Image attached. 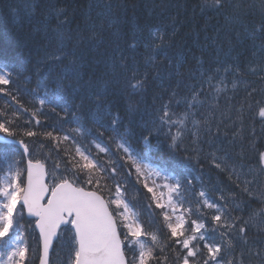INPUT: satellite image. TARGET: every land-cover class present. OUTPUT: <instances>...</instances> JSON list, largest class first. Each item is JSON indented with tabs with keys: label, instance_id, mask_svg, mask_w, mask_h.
I'll use <instances>...</instances> for the list:
<instances>
[{
	"label": "snow or ice",
	"instance_id": "obj_1",
	"mask_svg": "<svg viewBox=\"0 0 264 264\" xmlns=\"http://www.w3.org/2000/svg\"><path fill=\"white\" fill-rule=\"evenodd\" d=\"M40 7L45 10L37 19ZM81 7L76 0H20V9L29 23L40 26L30 36L21 33L16 39L22 45L34 44L33 72L37 77H55L51 96L47 89L44 95H38L39 85L31 90L39 108L24 105L20 89L10 87L15 82L14 66L0 63V94L18 106L9 113L12 105L6 102L0 109V164H7L0 175V264H29L30 249L18 227L25 211L35 218V229L39 231V248L32 249L33 254L39 253V264H52L53 242L59 238L62 225H70L68 231L72 233L67 264H246V258L248 264L253 258L264 264V247L249 245L252 227L264 233V152L258 154L255 169L245 166L242 154L239 162L226 151L223 156H217L215 151L210 154L212 166L226 172L249 198L235 203V193H230L234 202L231 210L223 190L217 199L211 198L204 187L194 190L197 183L204 181L193 175L189 163L193 159L199 162L203 151L201 128L211 133V108L215 104H210L208 116L203 119L196 118L197 109L213 93L215 100L227 90L226 75L235 77L233 89L244 87V102L249 110L255 107L256 115L264 121V89L259 90L257 99L258 90L240 79L251 74L264 82V0H204L202 10L209 8L228 21L221 43H217L219 35L211 39L216 61L205 69L204 61L198 60L199 79L192 74L194 82L186 85L189 94L180 97L172 88L167 99L160 92H153L149 99L151 81L162 82L165 78L157 56L162 52L166 55L170 46L166 28L150 30V44L145 45L150 54L143 65L135 57L129 62V57L117 48L103 63L101 75L95 71L86 74L84 69L89 63L93 68L99 66V61H88L86 57L104 43L105 25L114 26L119 19L115 13H127L130 5L119 0H90L87 11L80 14ZM131 7L135 9L136 5ZM96 9L100 11L93 16ZM11 11L18 13L16 8ZM78 20L82 23L73 27ZM35 36L40 41H34ZM234 41L251 42L245 50L243 67L236 58L231 63L220 60L224 44L228 45L227 56L234 50ZM129 47L135 50L137 44ZM77 97L80 104L73 111L72 103ZM85 101L92 105L87 116L79 111ZM121 101L127 125L119 112H112ZM182 104L185 110L177 114L175 108ZM46 105L53 112L61 108L64 116L60 117L59 127L42 133L53 142L55 151V158L49 152L42 161L33 158L24 138L40 134L30 125L35 121V126H41L39 117L45 115L42 109ZM238 111H243V105ZM22 113H30L23 128L18 124ZM69 115L70 120L66 119ZM65 122L75 127L65 131ZM136 126L143 130L145 152L132 146L131 129ZM161 135L168 140L169 160L146 162L151 138ZM187 135L191 137L190 146L184 145ZM15 145L23 149L19 157ZM40 146L46 147L43 142ZM181 151L185 153L183 158L178 157ZM24 159L26 168L20 166ZM48 160L52 161L51 169L46 166ZM136 202H140L142 211L137 210ZM257 202L260 206L251 208ZM246 208L250 209L247 219L231 215L232 210ZM144 213L146 221L141 218ZM209 223L211 232L219 234V242L210 239Z\"/></svg>",
	"mask_w": 264,
	"mask_h": 264
},
{
	"label": "trees",
	"instance_id": "obj_2",
	"mask_svg": "<svg viewBox=\"0 0 264 264\" xmlns=\"http://www.w3.org/2000/svg\"><path fill=\"white\" fill-rule=\"evenodd\" d=\"M39 2V0H37ZM90 0H76L80 8V14L87 11V5ZM107 3L108 0H103ZM120 3H127L130 5L127 13L119 11L115 15L119 16L116 24L112 27L105 25L103 32L104 43L95 52H89L86 59L92 61L93 59L99 61V66L93 68L89 63L86 65L84 71L89 73L95 71L97 76L104 72L103 63L108 60L109 55L114 49L119 48L123 54L131 58L135 57L137 61L143 65V61L147 55L150 54V49L146 48V44H150L149 32L154 28H166V40L170 42V46L166 49V55L162 52L157 56V62L161 65L164 74V80L151 81L149 90V99L153 92H160L164 98L167 99L169 92L175 88L180 97L187 96L189 89L186 85L194 82L192 74H195V79H199L200 66L198 60L204 61V68H208L210 64L216 61L215 46L211 43L214 36L219 35L220 39L217 43H221L225 31L228 26V21L224 15H221L209 8L201 9L204 0H119ZM135 4L133 9L131 5ZM18 9L17 14L12 13V9ZM44 7L36 10V18L41 17ZM96 9L92 15L95 16ZM82 23L81 20L74 22ZM35 22L29 23L23 11L20 9V0H0V63H7L13 65V80L15 81L10 87L15 90L20 89L19 98L29 109L39 108L37 98L30 95L34 88H38V95H44L47 89V95L51 96L55 89V77L49 74H44L37 77L33 72V63L36 59V51L33 43L21 44L17 39L18 34L30 36L33 29L39 27ZM207 37V39H206ZM34 41H40L39 36L34 37ZM133 43L137 44L135 50L129 46ZM250 41H243L236 43L234 41V50L225 56L228 52V45L225 43L223 51L220 53V60L233 62L232 58L240 63L241 67L245 64V51L250 44ZM31 49V52L28 51ZM243 53V54H241ZM7 70V69H6ZM141 71H144L143 66ZM151 72L152 70L149 69ZM171 72V77H169ZM19 73V75H17ZM30 78V79H28ZM88 76H85L87 79ZM235 77L232 74L225 76V83L227 90L219 94L218 98L213 100L215 93L208 97L207 102L203 107L197 109V119H203L208 116L210 111V104L214 103L215 107L211 108L213 116L210 118L211 133H207L201 128V143L200 147L203 151L199 154V162L195 159L189 161L194 169L193 175L200 176L204 181L203 184L197 183L195 191H199L204 187L209 196L213 199L218 198V194L223 190V194L228 199V208H234V202L248 201V196L242 193L235 184L228 179L226 172H220L211 164V153L216 152L217 156H223L225 151L230 157L239 162L240 155H243V163L246 167L255 169L258 166V154L264 152V121L256 115L255 107L249 110L247 103L244 102L246 92L243 86L233 89L232 81ZM241 80L248 81L252 87H255L258 92L256 98H260L259 90L264 89V82L257 76L246 74L240 77ZM177 81H180L177 84ZM250 90V89H249ZM15 94V92H14ZM12 105L8 109L9 113L12 110H18V106L12 102L11 98L0 94V109L5 107V103ZM80 104V98L77 97L72 103L73 111H77V105ZM243 105V111L238 109ZM92 108V105L85 101L83 107L79 111L87 116V113ZM184 105L175 108L177 114L183 112ZM45 115L39 117L41 126H35V121L30 125L34 131L40 133L37 137L24 139L29 144L32 156L34 159L45 160L49 152L55 158L54 145L51 140L43 137L44 131H52L54 127L60 126V117L64 116L61 108L57 107L55 112L52 111L51 106H45L42 109ZM113 114L119 112L124 124L127 125L128 117L124 110V103L112 108ZM58 114V115H57ZM30 118V113H22L18 124L23 128ZM66 119L70 120V115ZM87 122V121H86ZM139 122L137 121V124ZM89 127H92L88 123ZM71 127H75L70 123L65 122L63 129L67 131ZM191 129V123H189ZM123 130V129H121ZM132 131V146L140 152H145V145L141 139V132L143 131L139 126L133 127ZM175 129H173V132ZM62 134V133H61ZM146 134V133H145ZM19 139V137H17ZM107 139V134L105 135ZM190 135H187L184 140L185 146H190ZM211 141V143H209ZM41 142L46 147L41 148ZM168 140L163 136L151 138V142L147 148L148 159L146 162L155 163L161 159L169 160ZM16 148V147H15ZM16 154L19 157L21 154L16 148ZM185 156L184 152L178 153L179 158ZM170 162V161H169ZM23 161L21 167H23ZM46 166L51 169L52 161L48 160ZM7 169V164H0V175L4 174ZM235 193V198L229 195ZM131 193V190H130ZM137 203V210L142 211L140 202ZM144 204L147 201H143ZM222 203V202H221ZM259 203H253L251 208L259 207ZM250 209L246 208L243 211L232 210V216H241L247 219ZM147 220V214L144 213L141 217ZM20 231L24 235V239L29 246L28 261L29 264H36L38 251L33 254L32 249H38V239L35 235L31 224L22 218H19ZM209 237L215 238L219 242L220 237L218 233H212V225L209 223ZM72 235L67 229L62 230L57 239L52 251V264H58L55 259L59 260V264H67L69 254V238ZM264 241V233H260L256 227H252L249 232V245L252 248L264 247L261 243ZM164 241H162L163 243ZM238 246L236 251L239 252ZM171 255V254H170ZM174 260V255H171ZM246 264H248L246 258ZM251 264H258V261L253 258Z\"/></svg>",
	"mask_w": 264,
	"mask_h": 264
},
{
	"label": "water",
	"instance_id": "obj_3",
	"mask_svg": "<svg viewBox=\"0 0 264 264\" xmlns=\"http://www.w3.org/2000/svg\"><path fill=\"white\" fill-rule=\"evenodd\" d=\"M3 139V135H1L0 134V140H2ZM18 147H19V145H17ZM20 148V147H19ZM21 150H22V152H23V149L22 148H20ZM26 164H27V161L25 162V167H26ZM25 215H26V217L27 218H29V219H35V218H33V217H29L28 215H27V213H26V211H25ZM62 226H65V225H62ZM61 226V227H62ZM34 228H35V224H34ZM36 230V232L39 234V231L37 230V229H35ZM55 240V239H54ZM38 264H39V262H38Z\"/></svg>",
	"mask_w": 264,
	"mask_h": 264
},
{
	"label": "rangeland",
	"instance_id": "obj_4",
	"mask_svg": "<svg viewBox=\"0 0 264 264\" xmlns=\"http://www.w3.org/2000/svg\"><path fill=\"white\" fill-rule=\"evenodd\" d=\"M3 175V174H2ZM56 262L59 264V260H56Z\"/></svg>",
	"mask_w": 264,
	"mask_h": 264
}]
</instances>
